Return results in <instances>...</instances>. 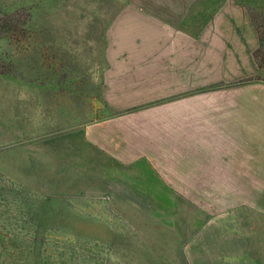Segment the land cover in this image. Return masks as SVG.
Masks as SVG:
<instances>
[{
	"label": "crops",
	"instance_id": "0c3cea01",
	"mask_svg": "<svg viewBox=\"0 0 264 264\" xmlns=\"http://www.w3.org/2000/svg\"><path fill=\"white\" fill-rule=\"evenodd\" d=\"M113 6L119 9L104 27L99 75L103 103H181L187 88L221 84L242 83L258 95L242 99L241 111L216 106L204 117L196 113L194 120H208L205 127L187 128L179 112L117 121L114 142L104 135L100 145L90 143L107 158L94 167L105 175L115 168L114 175L88 181V190L119 201L126 215H178L184 261L189 247L192 264H264V0H114ZM222 103L239 102L218 97ZM88 133L91 141L99 136Z\"/></svg>",
	"mask_w": 264,
	"mask_h": 264
},
{
	"label": "rangeland",
	"instance_id": "374dc122",
	"mask_svg": "<svg viewBox=\"0 0 264 264\" xmlns=\"http://www.w3.org/2000/svg\"><path fill=\"white\" fill-rule=\"evenodd\" d=\"M14 3L0 0V8ZM113 3L23 0L19 15L28 25L0 37V264H192V248L184 261L178 246V215H126L119 201L88 190L85 183L103 182L115 169L106 176L94 167L107 158L90 143L104 135L114 142L117 121L128 125L145 111L185 113L187 128L205 127L196 113L241 111L240 101L258 88H187L172 104L103 103L99 75L104 27L119 9ZM224 96L239 103L216 104ZM92 129L99 136L91 141Z\"/></svg>",
	"mask_w": 264,
	"mask_h": 264
},
{
	"label": "trees",
	"instance_id": "16d2710c",
	"mask_svg": "<svg viewBox=\"0 0 264 264\" xmlns=\"http://www.w3.org/2000/svg\"><path fill=\"white\" fill-rule=\"evenodd\" d=\"M17 3L12 4L6 9L0 8V37L12 34V32H19L28 25L26 21L20 19V9L24 7L23 0H15ZM4 34V35H2ZM6 37V36H5ZM251 77L249 81L252 79ZM241 82H245L241 81Z\"/></svg>",
	"mask_w": 264,
	"mask_h": 264
}]
</instances>
